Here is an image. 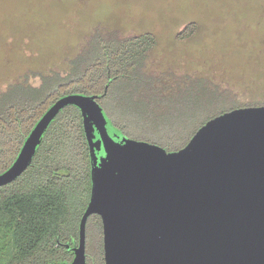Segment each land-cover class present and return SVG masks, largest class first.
I'll return each instance as SVG.
<instances>
[{
  "label": "water",
  "instance_id": "1",
  "mask_svg": "<svg viewBox=\"0 0 264 264\" xmlns=\"http://www.w3.org/2000/svg\"><path fill=\"white\" fill-rule=\"evenodd\" d=\"M70 104L82 110L91 144L92 192L69 264H87L93 214L103 221L105 264H264V104L216 115L169 151L111 135L95 96L67 94L35 124L0 186L32 164L43 134Z\"/></svg>",
  "mask_w": 264,
  "mask_h": 264
},
{
  "label": "trees",
  "instance_id": "2",
  "mask_svg": "<svg viewBox=\"0 0 264 264\" xmlns=\"http://www.w3.org/2000/svg\"><path fill=\"white\" fill-rule=\"evenodd\" d=\"M197 28L196 22H190L178 37L187 38ZM156 44L155 35L149 32L98 31L68 59L67 71L46 74L31 70L0 91V173L16 159L43 114L67 94L95 96L108 120L117 125L115 134L109 131L111 135L150 141L169 151L184 147L216 115L264 104H217L206 80L183 85L182 77L171 83L169 73L151 69L150 52ZM30 75L39 76L40 84H32ZM178 89L188 90L179 101L187 111L171 125L159 126L153 116L169 115L164 107ZM200 93L205 100L196 103ZM91 167V144L82 110L67 105L43 134L32 164L16 180L0 186V264H61L66 255L62 251L65 245L59 243L71 241L65 237L71 233L78 239L81 215L91 193ZM102 248L100 264H104Z\"/></svg>",
  "mask_w": 264,
  "mask_h": 264
},
{
  "label": "rangeland",
  "instance_id": "3",
  "mask_svg": "<svg viewBox=\"0 0 264 264\" xmlns=\"http://www.w3.org/2000/svg\"><path fill=\"white\" fill-rule=\"evenodd\" d=\"M190 22L198 25L195 33L179 38ZM115 30L154 34L151 69L169 73L171 83L206 80L221 105L264 102V0H0V91L31 70L67 71L84 41ZM30 82L38 85L40 77L30 75ZM181 90L164 107L167 117L153 116L159 126L187 111L181 98L188 90ZM205 97L200 93L196 103ZM109 122L115 134L117 125ZM99 224L90 218L93 264H100L103 245Z\"/></svg>",
  "mask_w": 264,
  "mask_h": 264
},
{
  "label": "flooded vegetation",
  "instance_id": "4",
  "mask_svg": "<svg viewBox=\"0 0 264 264\" xmlns=\"http://www.w3.org/2000/svg\"><path fill=\"white\" fill-rule=\"evenodd\" d=\"M95 134L97 135V133L95 132ZM99 135V134H98ZM99 138V136L95 138V140H97ZM38 148V147H37ZM37 151V150H36ZM36 154V153H35ZM102 154H103V151H102ZM35 156V155H34ZM34 160V158H33ZM92 179V178H91ZM91 192H92V182H91ZM90 197H91V193H90ZM89 201H90V198H89ZM88 201V203H89ZM88 205V204H87ZM86 205V207H87ZM85 207V209H86ZM84 209V211H85ZM83 211V213H84ZM83 213L81 215V219H82V216H83ZM93 216H96L98 221L101 220V224L100 225V230H101V236H102V242H103V248H102V260H104V264H105V256H104V230H103V221H102V218L99 214H93L89 217L88 221H87V228H86V256H87V264H89V244H88V239H89V220L90 218H92ZM100 218V219H99ZM81 219H80V222H81ZM66 238L70 237L71 241L69 242H60L59 243V246L60 245H65L64 246V249H62L63 253H65V257L61 260V264H69L71 263L73 260H74V257H75V247L79 246V242H80V224H79V230H78V239H76V236L74 233H71L69 236L66 235L65 236ZM67 257H70V258H67Z\"/></svg>",
  "mask_w": 264,
  "mask_h": 264
}]
</instances>
